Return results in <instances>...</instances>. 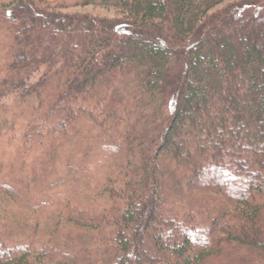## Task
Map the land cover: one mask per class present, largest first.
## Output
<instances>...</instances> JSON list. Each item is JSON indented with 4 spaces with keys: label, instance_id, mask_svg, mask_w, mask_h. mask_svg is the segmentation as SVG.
I'll return each instance as SVG.
<instances>
[{
    "label": "trees",
    "instance_id": "16d2710c",
    "mask_svg": "<svg viewBox=\"0 0 264 264\" xmlns=\"http://www.w3.org/2000/svg\"><path fill=\"white\" fill-rule=\"evenodd\" d=\"M97 2L123 12L105 18L61 10ZM261 4L4 2L0 19L14 30L0 98L14 93L21 102L47 103L49 148L87 118L110 132L98 160L120 152L127 157L102 185L108 204L62 203L48 222L46 243L0 232V264H45L40 257L55 252L69 257L68 264H95L97 254L104 264H264ZM133 67L160 123L149 139L118 125L128 107L113 99L116 78ZM90 167L68 165L81 177ZM70 231L105 233V248L55 243Z\"/></svg>",
    "mask_w": 264,
    "mask_h": 264
},
{
    "label": "rangeland",
    "instance_id": "374dc122",
    "mask_svg": "<svg viewBox=\"0 0 264 264\" xmlns=\"http://www.w3.org/2000/svg\"><path fill=\"white\" fill-rule=\"evenodd\" d=\"M6 1L0 0V10ZM262 8L264 4H261ZM61 10L105 18L117 17L123 12L117 5L98 2L69 5ZM13 30L11 23L0 19V81L10 59ZM116 82L113 99L120 107H128V117L118 124L119 128L134 127L128 133L130 136L141 132L144 139H149L160 123L154 118L152 105L140 90L138 68L127 70L116 78ZM46 111V102H21L14 93L0 98V232L13 239L27 240L34 235L35 240L46 243L50 238L48 222L62 203L71 205L76 201L79 205H94L100 209L106 206L108 200L100 193L102 185L127 157L125 152H120L99 161L100 155L95 157L99 152L97 148L110 139L106 136L110 132L99 128V125L89 124L87 118V122L77 123L66 136L56 139L53 149L49 148L47 134L52 118L45 115ZM104 129L108 130L106 126ZM26 133L32 135L31 140L26 141ZM41 140L42 146L38 145ZM71 160L79 168L90 164L85 176H79L82 175L79 171L69 170ZM80 178L82 180H78ZM36 221L39 225L37 230L34 229ZM70 232V238L59 234L61 237L55 243L67 242L69 246L92 251L97 247L105 248V233L95 231L92 235H83ZM94 257L95 264H104V260L100 261L101 256L97 254ZM40 258L45 264L71 263L69 257L66 259L61 252Z\"/></svg>",
    "mask_w": 264,
    "mask_h": 264
}]
</instances>
